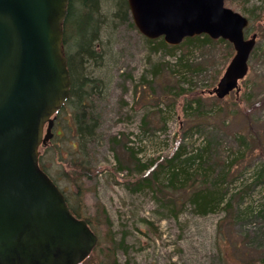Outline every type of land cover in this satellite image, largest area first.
Masks as SVG:
<instances>
[{
    "label": "rangeland",
    "instance_id": "obj_1",
    "mask_svg": "<svg viewBox=\"0 0 264 264\" xmlns=\"http://www.w3.org/2000/svg\"><path fill=\"white\" fill-rule=\"evenodd\" d=\"M225 5L252 17L247 37L257 33L238 94L232 91L220 99L207 92L233 57L231 44H182L170 55L158 39L150 44L153 51L135 26L121 21L96 74L103 86L91 101L100 113L95 142L81 149L75 111L68 107L57 114L55 138L48 146L63 140L67 146L43 148L40 157L99 236L83 264L264 262V177L258 178V169L264 168V0H225ZM106 8L103 4V13ZM194 98L209 111L193 115L186 106ZM241 136L247 151L239 145ZM210 140L214 172L223 175L225 165L235 160L226 174L233 212L223 206L198 212L189 202L187 185L167 192L171 201L148 188L132 192L127 182L143 174L117 171L120 165L132 168L136 151L151 164L168 156L177 143L187 144L193 154ZM240 150L243 156L237 154Z\"/></svg>",
    "mask_w": 264,
    "mask_h": 264
},
{
    "label": "water",
    "instance_id": "obj_2",
    "mask_svg": "<svg viewBox=\"0 0 264 264\" xmlns=\"http://www.w3.org/2000/svg\"><path fill=\"white\" fill-rule=\"evenodd\" d=\"M69 1L0 0V264H78L98 240L39 165L72 85L63 48ZM127 2L148 38L177 45L205 33L230 41L235 53L208 92H239L257 37L245 36L247 16L225 0Z\"/></svg>",
    "mask_w": 264,
    "mask_h": 264
},
{
    "label": "trees",
    "instance_id": "obj_3",
    "mask_svg": "<svg viewBox=\"0 0 264 264\" xmlns=\"http://www.w3.org/2000/svg\"><path fill=\"white\" fill-rule=\"evenodd\" d=\"M103 4L107 6L105 9L106 13H103L101 9ZM250 13H254L253 10ZM249 18L250 20L252 19L251 16ZM121 21L128 23L131 27L135 26L129 13L127 0L69 1L68 13L64 22L63 47L67 57L72 86L69 98L58 113L66 110L68 107H71L75 111V122L81 149L96 140L95 127L98 123L96 116L98 117L100 113L96 114L95 110L92 109L91 101L95 96L100 95L101 87L103 86L100 80L102 78L96 74H99L98 68L101 67L100 62L103 61L105 50L108 48V39L115 37L116 26ZM146 40L150 45L157 39L146 38ZM158 41L159 47L170 55H173V51L180 48L182 44L191 47L194 45L201 47L210 43L212 44L214 41H220L227 42L230 45L226 40L221 38L215 40L206 34L187 37L179 46H170L162 38H159ZM150 47L153 48V51L155 50L154 46L150 45ZM186 83L190 84L191 82L186 80ZM186 108L192 109L193 115L197 111L199 115H196V117H199L205 111H209L202 106L198 98H194L193 102L187 104ZM200 131L203 132L205 129H200ZM54 138L55 136L50 142H53ZM238 140L239 145L243 143V151L249 150V147H245L247 141L244 136H241ZM65 144L67 146L65 140L56 145L52 143L54 146ZM54 146L50 147V145H47L44 148L48 152L52 151ZM212 146L213 142L210 140L206 144V147L199 149L196 153L190 154L187 144L177 143L173 153L170 152L163 160L152 161L151 164L141 161L136 151L135 163L132 165V168L120 165L117 167V171L120 173L125 171V174L131 177L134 174H143L142 177H138L136 180L130 181L128 178L129 182H127L126 187L132 192H139L148 188L160 194L162 201H166L168 200L166 198L167 192L187 185L188 189L191 190L190 197L188 198L189 202L194 205L198 212L206 214L214 211L222 204L223 206L225 205V208L232 211L234 207L231 205V202L226 200L228 184L226 174L231 171L235 160L225 165L223 175L220 172H214L211 167L210 156ZM239 153L243 156L242 150L237 152V154ZM40 164L49 173L41 161ZM263 177L264 168L261 166L258 169V178ZM62 191L64 192L63 189ZM66 197L73 213L78 217H83L71 203L69 196L66 195ZM76 197L78 196L76 195ZM171 209L173 210V205ZM87 220L91 223L89 219ZM113 264H117L116 261H113ZM246 264H264V262L250 261Z\"/></svg>",
    "mask_w": 264,
    "mask_h": 264
},
{
    "label": "bare ground",
    "instance_id": "obj_4",
    "mask_svg": "<svg viewBox=\"0 0 264 264\" xmlns=\"http://www.w3.org/2000/svg\"><path fill=\"white\" fill-rule=\"evenodd\" d=\"M176 149V147L173 149V150H171V152L173 153L174 152V150ZM226 200L228 201V199H227V195H226ZM229 202V201H228ZM221 206H223V204L221 205ZM225 206V205H224ZM223 206V207H224ZM218 208V207H217Z\"/></svg>",
    "mask_w": 264,
    "mask_h": 264
}]
</instances>
